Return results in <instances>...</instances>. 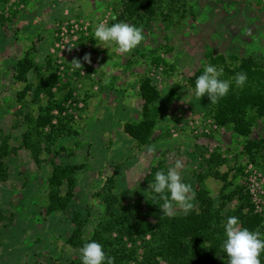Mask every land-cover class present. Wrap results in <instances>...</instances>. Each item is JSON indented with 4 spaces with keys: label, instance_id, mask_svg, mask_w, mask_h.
Masks as SVG:
<instances>
[{
    "label": "rangeland",
    "instance_id": "374dc122",
    "mask_svg": "<svg viewBox=\"0 0 264 264\" xmlns=\"http://www.w3.org/2000/svg\"><path fill=\"white\" fill-rule=\"evenodd\" d=\"M130 3L0 0V264L81 262L80 248L113 218L104 198L114 196L117 211L136 208L140 219L152 220L145 216L154 198L146 176L177 163L195 192L193 208L205 189L224 225L247 204L264 234V115L247 109L249 132L238 134L232 123L216 121V103L195 97L191 80L212 64L222 79L247 74L243 87L233 81L230 89L264 93V0H152V13ZM119 21L143 30L128 53L96 44L93 35L98 23ZM85 53L91 63L73 68ZM24 57L32 62L25 81L17 77ZM144 78L158 97L150 134L139 143L124 124L143 119ZM54 164L72 170L59 187L50 181ZM184 214L174 207L168 216ZM78 221L80 238L70 242ZM103 234L113 249L134 247L127 237L116 243L112 228ZM135 238L125 264L144 263L149 235ZM217 261H226L222 249Z\"/></svg>",
    "mask_w": 264,
    "mask_h": 264
},
{
    "label": "trees",
    "instance_id": "16d2710c",
    "mask_svg": "<svg viewBox=\"0 0 264 264\" xmlns=\"http://www.w3.org/2000/svg\"><path fill=\"white\" fill-rule=\"evenodd\" d=\"M130 7L136 8L144 4L153 12L152 0H130ZM32 62L29 58L17 62V77L25 81L26 73L31 67ZM200 75L196 74L191 78L193 82ZM150 80L144 78L140 85V94L144 103L142 105L143 119L137 124L125 123L124 131L131 135L137 142L144 143L146 137L150 134L154 119L151 118V104L158 97L157 91L150 85ZM29 89L26 85L23 93ZM249 108H253L257 115H264V93L260 90L229 89V93L216 103L215 118L221 124L230 122L234 130L241 135H246L249 131L246 122L243 119V113ZM161 167L155 166L146 176L148 182H153L156 171ZM72 172L69 166L53 165L50 181L54 186L59 187L62 184V178L67 177ZM71 181V178L69 179ZM197 207L192 208L188 213L182 216H168L160 210V200L152 198V206L146 217H152V220H144L138 214L136 208L122 207L120 211L115 210V197L107 196L104 198L108 213L113 216L112 220L100 224V230H96L93 237L87 241H96L103 246L107 256L114 258V264H125L136 253L134 235L142 236L148 234L149 239H142V248L144 259L143 264H218L217 258L222 249L224 239L223 225L221 224L220 208L213 205L212 199L208 196L205 189H198L196 192ZM245 205H240L235 215L242 227L249 230L259 228L263 232L262 219L254 214L251 208L245 209ZM135 207V206H133ZM132 207V208H133ZM136 216H138L136 218ZM83 222L78 221L76 228L72 231L69 238L70 242H76L80 238ZM110 228L117 232L115 239L120 245L123 237L129 238L133 248H127L125 244L113 249L111 236L106 237L103 232H109ZM227 259V257H226ZM70 264H81V262L72 261ZM226 264V261L225 263Z\"/></svg>",
    "mask_w": 264,
    "mask_h": 264
},
{
    "label": "clouds",
    "instance_id": "9594fccd",
    "mask_svg": "<svg viewBox=\"0 0 264 264\" xmlns=\"http://www.w3.org/2000/svg\"><path fill=\"white\" fill-rule=\"evenodd\" d=\"M111 20L116 21L113 15ZM96 44L111 46L115 44L121 53H128L135 49L143 40L141 26L119 21L112 24L98 23L94 28ZM107 48V47H106ZM81 60L91 63V54L85 53L80 59L74 58L71 62L73 68L81 69ZM223 69L212 64H205L202 74L195 79L194 95L197 99L207 96L211 103H217L229 93L231 84L243 87L247 81V74L238 72L232 79H222ZM151 154L155 151L153 146L147 147ZM179 163L169 167L166 171L161 169L155 172L151 183L154 199L163 201L161 210L165 215H172L174 207L188 213L193 208L195 192L191 184L185 183L181 178ZM224 239L222 250L227 259L226 264H261L260 256L264 253V234L259 228L249 230L242 227L236 216L228 217L223 225ZM81 264H114V258L107 256L103 246L96 241L86 242L80 248Z\"/></svg>",
    "mask_w": 264,
    "mask_h": 264
}]
</instances>
